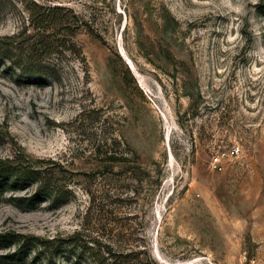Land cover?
Instances as JSON below:
<instances>
[{"label":"rangeland","instance_id":"rangeland-1","mask_svg":"<svg viewBox=\"0 0 264 264\" xmlns=\"http://www.w3.org/2000/svg\"><path fill=\"white\" fill-rule=\"evenodd\" d=\"M33 2L59 23L35 30ZM41 34L89 76L70 53L59 80L28 72ZM3 163L39 177L14 170L0 195V235L38 239L26 264H94L76 240L132 264H264V0H0Z\"/></svg>","mask_w":264,"mask_h":264},{"label":"trees","instance_id":"trees-1","mask_svg":"<svg viewBox=\"0 0 264 264\" xmlns=\"http://www.w3.org/2000/svg\"><path fill=\"white\" fill-rule=\"evenodd\" d=\"M27 11L30 15V23L35 30L38 32H44L43 29L46 25L56 26L59 23L60 12L62 11L60 6L46 7L38 3H32V6L27 7ZM62 21L64 17H61ZM65 22V21H64ZM65 24V23H64ZM65 28L67 25H64ZM78 27V26H77ZM75 27V28H77ZM69 30V29H68ZM45 33V32H44ZM39 39L31 44L30 53L26 56L28 60L27 71L34 75L43 74L48 75L52 79H58L62 77L64 68L62 63H59L60 58L67 53L76 56L81 59L86 70V74L89 76L88 64L86 58L83 55L81 48H79L71 39L67 37H60L52 40V37L41 34ZM17 170L18 176L26 177V174L37 180L38 173L33 171L31 168L29 170L25 169H13L8 165L3 163L0 164V195L5 192L8 188L11 177L14 176L13 172ZM20 180L16 179L15 188H18V183ZM17 185V186H16ZM43 191L37 192L33 198L29 199L27 210H34L35 206L41 202L43 197ZM20 236L18 234H5L0 235V251L5 250L8 246L12 247L16 244L19 245L17 251L2 256L1 259L6 261V264H26L28 261V254L38 246V239L36 237H28L22 243L19 240ZM94 245L90 246L89 243L81 244L79 241H73L71 247L75 250L80 251V253L94 261V264H132L133 255H123L117 253L114 249L110 247H104L101 244L94 242ZM80 258V257H79ZM52 264V262H50Z\"/></svg>","mask_w":264,"mask_h":264},{"label":"built area","instance_id":"built-area-1","mask_svg":"<svg viewBox=\"0 0 264 264\" xmlns=\"http://www.w3.org/2000/svg\"><path fill=\"white\" fill-rule=\"evenodd\" d=\"M239 151H240L239 147H234L229 153L219 154L218 156L213 158L211 165L214 167V169L222 171L224 169V166H223L224 158L234 157L238 155Z\"/></svg>","mask_w":264,"mask_h":264},{"label":"bare ground","instance_id":"bare-ground-1","mask_svg":"<svg viewBox=\"0 0 264 264\" xmlns=\"http://www.w3.org/2000/svg\"><path fill=\"white\" fill-rule=\"evenodd\" d=\"M123 57L126 60V63H129L130 67L133 69V72H135L132 62L128 59V57L125 54H123Z\"/></svg>","mask_w":264,"mask_h":264},{"label":"water","instance_id":"water-1","mask_svg":"<svg viewBox=\"0 0 264 264\" xmlns=\"http://www.w3.org/2000/svg\"><path fill=\"white\" fill-rule=\"evenodd\" d=\"M129 64V63H128Z\"/></svg>","mask_w":264,"mask_h":264}]
</instances>
